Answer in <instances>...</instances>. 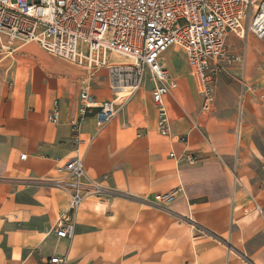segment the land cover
Here are the masks:
<instances>
[{"label":"crops","instance_id":"1","mask_svg":"<svg viewBox=\"0 0 264 264\" xmlns=\"http://www.w3.org/2000/svg\"><path fill=\"white\" fill-rule=\"evenodd\" d=\"M89 74L36 43L0 50V264H47L54 256L66 264H264V214L250 198L264 210V92L237 121L236 146L222 125L208 132L215 111L202 119L191 74L167 100L170 137L159 134L145 88L104 130L88 117L76 141L70 121L79 117V83ZM89 82L99 103L113 99L106 69ZM77 155L104 192L85 199L70 241L55 234L70 210L56 169ZM171 192L175 201L164 205L161 196Z\"/></svg>","mask_w":264,"mask_h":264},{"label":"built area","instance_id":"2","mask_svg":"<svg viewBox=\"0 0 264 264\" xmlns=\"http://www.w3.org/2000/svg\"><path fill=\"white\" fill-rule=\"evenodd\" d=\"M250 35L264 39V0H0L1 51L12 53L36 43L48 54L89 71V77L79 83V117L70 121L76 141L88 117L104 130L134 94L148 87L157 109V130L170 137L167 100L180 87L165 64V54L172 48H180L186 55L202 98V119L215 111L218 77L230 74L235 66L241 71L243 108L248 92L257 96V88L246 79V55L229 41L236 36L248 42ZM101 69L108 71L113 94L105 103H99L89 87V79ZM60 115V102L56 101L49 122L57 124ZM178 140L186 143L187 137L181 135ZM170 157L174 158V153ZM25 158L22 155L21 159ZM186 160L195 164L197 159L188 155ZM56 170L59 186L70 197V210L59 220L55 234L71 241L79 208L86 198L101 195L104 188L87 175L82 155ZM175 199L176 193L171 192L160 201L170 205ZM66 263V256H54L47 262Z\"/></svg>","mask_w":264,"mask_h":264},{"label":"rangeland","instance_id":"3","mask_svg":"<svg viewBox=\"0 0 264 264\" xmlns=\"http://www.w3.org/2000/svg\"><path fill=\"white\" fill-rule=\"evenodd\" d=\"M12 1L15 2L16 0ZM230 39L229 43L234 44L240 54L244 53L246 55V79L251 85H254L255 89L257 88L256 95L261 97L264 92V39H259L254 35L249 36L248 42L240 40L236 36H231ZM247 47H250V50L246 51ZM166 66L172 77L179 80L181 86L184 82L191 81L192 76L189 72L186 55L182 49L175 48L173 52L168 54ZM240 72L239 67L235 66L231 69L230 74L221 75L219 81L216 82V109L208 128V132L211 135L212 128H214L213 123L222 125L225 134H228L231 138L229 142L231 146L237 145V121H241L242 113L245 116L246 108L249 104H252L253 100H256L255 95L248 92L245 102L246 107L242 108L240 106V98L243 91L239 81ZM257 108H252V111ZM147 110L148 114H150V108ZM261 136L262 139L258 145L264 153V131ZM238 146H240V143ZM242 157L244 158V155Z\"/></svg>","mask_w":264,"mask_h":264}]
</instances>
